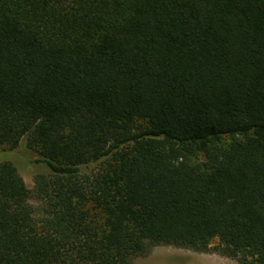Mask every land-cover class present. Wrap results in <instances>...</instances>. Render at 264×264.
<instances>
[{
    "label": "trees",
    "instance_id": "16d2710c",
    "mask_svg": "<svg viewBox=\"0 0 264 264\" xmlns=\"http://www.w3.org/2000/svg\"><path fill=\"white\" fill-rule=\"evenodd\" d=\"M157 246L264 264V0H0V264Z\"/></svg>",
    "mask_w": 264,
    "mask_h": 264
},
{
    "label": "rangeland",
    "instance_id": "374dc122",
    "mask_svg": "<svg viewBox=\"0 0 264 264\" xmlns=\"http://www.w3.org/2000/svg\"><path fill=\"white\" fill-rule=\"evenodd\" d=\"M16 166L27 188L32 189L36 174L47 173L41 163H36L37 154L23 142L8 156ZM35 205V203L32 201ZM130 264H238L235 259L220 255L215 251L196 252L174 246H157L143 256L133 257Z\"/></svg>",
    "mask_w": 264,
    "mask_h": 264
}]
</instances>
